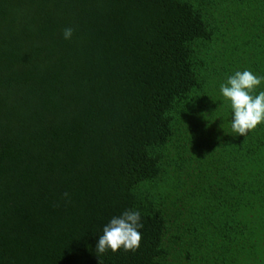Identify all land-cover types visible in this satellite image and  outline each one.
I'll list each match as a JSON object with an SVG mask.
<instances>
[{
	"label": "trees",
	"instance_id": "16d2710c",
	"mask_svg": "<svg viewBox=\"0 0 264 264\" xmlns=\"http://www.w3.org/2000/svg\"><path fill=\"white\" fill-rule=\"evenodd\" d=\"M244 69L264 0H0V264H99L128 208L140 247L100 264H264V124L219 92Z\"/></svg>",
	"mask_w": 264,
	"mask_h": 264
},
{
	"label": "clouds",
	"instance_id": "9594fccd",
	"mask_svg": "<svg viewBox=\"0 0 264 264\" xmlns=\"http://www.w3.org/2000/svg\"><path fill=\"white\" fill-rule=\"evenodd\" d=\"M72 28H65L62 35L71 39ZM264 77L248 69L237 70L220 84V95L231 107L230 126L232 132L246 137L258 125L264 124V91L255 92ZM144 225L139 209L128 208L119 215H113L102 227V234L95 244V255L99 259L108 251H136L141 244Z\"/></svg>",
	"mask_w": 264,
	"mask_h": 264
}]
</instances>
